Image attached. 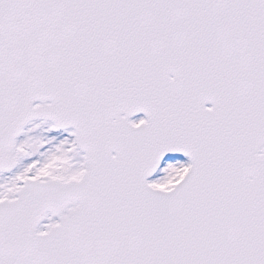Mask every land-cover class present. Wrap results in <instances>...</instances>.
<instances>
[{"label":"snow or ice","instance_id":"6c2138e0","mask_svg":"<svg viewBox=\"0 0 264 264\" xmlns=\"http://www.w3.org/2000/svg\"><path fill=\"white\" fill-rule=\"evenodd\" d=\"M0 264H264V0H0Z\"/></svg>","mask_w":264,"mask_h":264}]
</instances>
